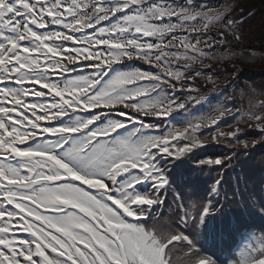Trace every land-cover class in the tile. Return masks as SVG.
<instances>
[{
  "label": "snow or ice",
  "instance_id": "1",
  "mask_svg": "<svg viewBox=\"0 0 264 264\" xmlns=\"http://www.w3.org/2000/svg\"><path fill=\"white\" fill-rule=\"evenodd\" d=\"M228 14L208 0H0V264H181L177 245L197 257L186 264H217L196 243L211 197L193 214L177 194L182 230L149 220L171 188L161 160L204 146L203 120L231 110L161 135L145 119L186 107L172 81L239 38ZM135 59L160 71L114 70ZM237 264H264V244Z\"/></svg>",
  "mask_w": 264,
  "mask_h": 264
},
{
  "label": "trees",
  "instance_id": "2",
  "mask_svg": "<svg viewBox=\"0 0 264 264\" xmlns=\"http://www.w3.org/2000/svg\"><path fill=\"white\" fill-rule=\"evenodd\" d=\"M240 76L264 92V71L252 72L245 68ZM249 112L252 111L241 114L239 121H244L243 124H231L236 127L235 138L220 131H202L204 136L212 135L216 141L178 159L167 158L171 188L163 205L154 208L155 220H149V225L158 223L163 230H167L169 225L178 231L182 230L178 227V214L182 213L177 194L187 210L195 206L200 208L212 183L221 177L222 184L213 201L217 211L210 216L214 217L211 227L218 233L205 242L199 234L196 240L200 249L198 256H211L217 264H237L243 254L255 251L264 244V130L255 131L248 127ZM255 138L261 140L253 146L252 139ZM244 142L251 143L246 152L239 149ZM208 157L231 159L215 166L197 163ZM215 223L221 227L220 230ZM185 251L183 245H177L173 258L178 257L181 264L197 258L186 257Z\"/></svg>",
  "mask_w": 264,
  "mask_h": 264
},
{
  "label": "rangeland",
  "instance_id": "3",
  "mask_svg": "<svg viewBox=\"0 0 264 264\" xmlns=\"http://www.w3.org/2000/svg\"><path fill=\"white\" fill-rule=\"evenodd\" d=\"M208 3H210L214 8H220L221 5H227L229 9L227 18L233 19L234 21H237V17L239 18L240 16L249 15V11L254 8H259V10L254 14H251V16L245 17L242 22L237 21L238 23L236 24L235 28V36L239 37L238 39L230 35L222 46L213 49V51L210 53L211 58H205L207 60L204 59L203 63L192 61L190 74H194L192 78L195 77L194 80H190L192 85L189 86L187 85V83L182 82L183 79L182 81H172V83L175 85L174 95L176 97H178L179 95L178 98L180 99L181 97L179 93L183 94V89L184 92H186L185 90H189V88L195 89L194 91H192V94L189 93V96L186 95L187 97H184V100L186 101L187 98L189 100L190 97L193 96L201 95L204 97L205 95H209L206 90H210L211 88H213L215 83H217L219 79L228 81L230 84L232 82H238L240 85L236 90L237 94L232 87H225L222 89L221 93L214 96L213 99L211 97L207 99L204 97V99H201L198 104L203 105L204 101L206 100L205 105L189 113L188 119H179L180 121L184 122L195 117L208 118L213 115H218V110L230 109L231 113L226 114L223 118H221L218 121L217 125L205 126L208 124V120L204 119L201 127L205 128L206 131H210L212 128H217L216 131L221 130V132L231 134L234 133L235 126L242 122L239 121V118L242 116L241 114H244L251 110L252 112L254 111L256 113H260V115H264V112H262L264 111V106H259L261 105V103L263 104L262 100H264V92H262L261 89H257L251 86L247 81V78H239L240 74L238 73V71L240 72L244 70L246 66H248V68L246 69H251L252 72L264 71V0H208ZM259 6H262V8H260ZM240 7L242 8L243 12L239 10ZM221 10L223 11V9ZM252 43H258L260 49L255 51H248L249 49H247L245 45L250 48L249 45H251ZM211 60L213 62H211ZM218 62L228 64V67L224 68L223 66H218ZM146 65L148 64L139 59L128 60L115 65L114 70L124 71L140 69L142 71L148 72L160 71V69L155 68L151 65H148L150 69H147L148 67H145ZM197 72H200L199 76L196 75ZM210 72H213L214 75H212V73ZM209 77H211V79H208ZM206 79L208 81H206ZM165 87L166 91H168V94L172 95V90L168 89L167 86ZM198 90L200 91V94L198 93ZM232 95H234V101L232 100V102L229 103L230 100L227 101L226 99L227 97H230ZM235 99L238 101V103H236V107H234V104L236 102ZM192 108L193 106L191 107V109ZM153 120L156 121V119ZM167 123H170L171 125H177L173 121H168ZM243 123L244 121L242 122V124ZM253 123L254 124H249L248 127L255 131H263V129L256 127V121L254 122L253 120ZM231 124H234L235 126H231ZM154 125H157L158 127L153 128L151 134L161 135L164 133L162 131L164 127L161 129L159 124L156 123ZM183 125L184 123L179 126V128L183 127ZM260 140L261 138L252 139L253 146L254 144L260 142ZM200 141L202 143H206L208 141L216 140L211 135L210 137H202ZM250 144H248L247 149L244 148V145H242V147L239 149L245 150L246 152ZM222 149L223 151L226 150L224 148ZM201 235L202 237H206V234L204 232H202Z\"/></svg>",
  "mask_w": 264,
  "mask_h": 264
}]
</instances>
